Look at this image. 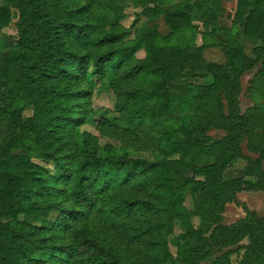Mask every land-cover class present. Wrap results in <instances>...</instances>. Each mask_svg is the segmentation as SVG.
<instances>
[{
	"label": "trees",
	"instance_id": "16d2710c",
	"mask_svg": "<svg viewBox=\"0 0 264 264\" xmlns=\"http://www.w3.org/2000/svg\"><path fill=\"white\" fill-rule=\"evenodd\" d=\"M132 1L170 32L131 39L128 0L0 6V264H264V216L224 223L239 193L264 192V0H239L231 27L223 0ZM199 21L212 28L202 44ZM214 47L226 64L204 58ZM252 72L255 103L242 112ZM96 84L114 95L111 120L93 118ZM240 160L246 178L228 177ZM180 170L192 176L177 186Z\"/></svg>",
	"mask_w": 264,
	"mask_h": 264
},
{
	"label": "rangeland",
	"instance_id": "374dc122",
	"mask_svg": "<svg viewBox=\"0 0 264 264\" xmlns=\"http://www.w3.org/2000/svg\"><path fill=\"white\" fill-rule=\"evenodd\" d=\"M5 0H0V6L4 4ZM185 1H194V0H182V3ZM128 4L131 5V7L128 8V17L125 19L124 24L129 28L131 31V39H135L137 35V30L143 27H156L158 30L164 34L167 35L170 31L169 28L166 26L164 19H156V20H146L144 17L141 16L142 8L140 7H133V1L128 0ZM223 7L224 10L222 12L221 16V24L225 27H231L233 25V21L235 19L236 12L239 7V0H223ZM138 20L137 26L134 27L135 21ZM15 18V23H16ZM197 26L199 28V34L197 36V42L198 44H202V34L205 31H211V25L208 23L199 21L197 22ZM4 34L9 35L11 38H16L18 31L16 28V25L14 24L10 28H7L4 30ZM243 45L245 47V51L248 54H252L253 48L256 46L255 42L252 41H246L243 38ZM6 51V50H5ZM139 57H144L145 52L141 51L138 53ZM204 58L209 62H216L219 64H226L227 58L225 55V52L220 47H214L207 49L204 53ZM253 77V72L246 74L242 79V86H243V92L241 95V109L242 112H245L249 107L253 106L255 103L254 98L251 96V94L248 92L249 87V81ZM209 81V80H205ZM197 83H203V80L196 81ZM93 118L96 120L99 119H113L117 116L116 112L114 111V95L111 91L108 90V88L104 87L103 84H96L94 95H93ZM33 114L32 110H27L25 112L26 117H31ZM121 125H124L123 123H120ZM82 129L88 130L93 132L94 134H98L96 127L93 124H87ZM209 134L214 138H221L225 135L224 131L219 130H212L209 132ZM103 143H112L113 145L120 146V143L114 140H110L107 138H104ZM167 149H169L168 145H165ZM246 148V147H245ZM121 152L120 149L116 151ZM40 164L53 169L54 164L50 162L45 161H38ZM206 161H200L201 164L205 163ZM246 169H247V161L240 160L234 165H232L228 171L227 176L228 177H239V178H246ZM14 173H17V169H13ZM192 176V172L189 170H180L175 173V179H176V185L182 186L188 178ZM0 186H4V184H0ZM194 199L192 196L187 197L186 201V207L191 209L193 207ZM247 211H255L259 213L260 215L264 216V192L261 191H245L238 194L237 201L232 202L228 204L224 211V223L226 225H230L233 223H236L247 216ZM196 225H199V219L195 220ZM185 232L181 230L179 227L176 228V231L174 235L171 236L170 240V247L172 252L176 255L177 254V247L178 244H184ZM249 243L248 239H245L244 241L240 242L238 246L247 245ZM231 249V248H230ZM227 250V249H225ZM244 251L240 252L239 254H235L233 256V260L235 262H238L240 260V257L243 255ZM168 264H174L169 262Z\"/></svg>",
	"mask_w": 264,
	"mask_h": 264
}]
</instances>
